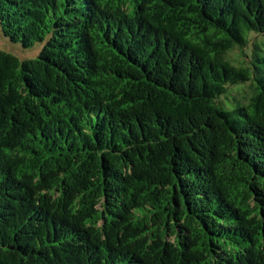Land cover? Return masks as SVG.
<instances>
[{
    "label": "trees",
    "instance_id": "trees-1",
    "mask_svg": "<svg viewBox=\"0 0 264 264\" xmlns=\"http://www.w3.org/2000/svg\"><path fill=\"white\" fill-rule=\"evenodd\" d=\"M0 33L41 46L0 50V264H264V0H0Z\"/></svg>",
    "mask_w": 264,
    "mask_h": 264
},
{
    "label": "rangeland",
    "instance_id": "rangeland-1",
    "mask_svg": "<svg viewBox=\"0 0 264 264\" xmlns=\"http://www.w3.org/2000/svg\"><path fill=\"white\" fill-rule=\"evenodd\" d=\"M41 49L40 45H34L31 49H24L17 44H13L10 41L6 40L0 33V50L6 53L12 54L17 56L20 59H28V58H35ZM227 57L233 62L238 63L241 61L238 51H232L227 54ZM246 93V97L249 96L248 88L244 89ZM237 97V96H236Z\"/></svg>",
    "mask_w": 264,
    "mask_h": 264
}]
</instances>
